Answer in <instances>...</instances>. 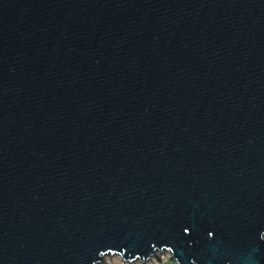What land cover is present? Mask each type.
<instances>
[{
	"label": "water",
	"instance_id": "obj_1",
	"mask_svg": "<svg viewBox=\"0 0 264 264\" xmlns=\"http://www.w3.org/2000/svg\"><path fill=\"white\" fill-rule=\"evenodd\" d=\"M264 264V0H0V264Z\"/></svg>",
	"mask_w": 264,
	"mask_h": 264
},
{
	"label": "rangeland",
	"instance_id": "obj_2",
	"mask_svg": "<svg viewBox=\"0 0 264 264\" xmlns=\"http://www.w3.org/2000/svg\"><path fill=\"white\" fill-rule=\"evenodd\" d=\"M101 264H175V262L172 261L169 252H157L156 255L150 257L146 262L140 260L135 262L125 261L124 258L118 254H109L104 257Z\"/></svg>",
	"mask_w": 264,
	"mask_h": 264
}]
</instances>
